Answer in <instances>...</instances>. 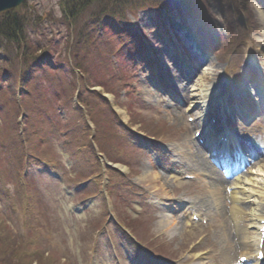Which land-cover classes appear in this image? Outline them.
<instances>
[{
  "label": "rangeland",
  "instance_id": "rangeland-1",
  "mask_svg": "<svg viewBox=\"0 0 264 264\" xmlns=\"http://www.w3.org/2000/svg\"><path fill=\"white\" fill-rule=\"evenodd\" d=\"M59 0H28V11L31 12H38L42 16L37 18V16H31L32 22L34 26L38 25V30L41 34H43L42 38L46 41V39H52V42H47L49 44L55 45L52 46V52L57 53L59 51H63L65 49V36L68 32V27L67 25L63 24L61 21L59 23L58 18H61L60 16V8H59ZM215 1H220V0H215ZM213 1V3L216 4V2ZM256 5V0H252L251 6L253 4ZM227 6V5H226ZM176 5H171L169 7L170 12L175 13L178 15L177 21L182 22L183 19L185 20L186 18L183 16V14L179 13L176 11ZM215 9V8H214ZM179 13V14H178ZM223 14V17H225L224 12L222 10H217L216 13L217 15ZM144 14L146 12H141L138 21L141 23H145L147 17L145 18ZM147 16V15H146ZM256 17V24H258V27L256 29H253V34L251 35V42L247 45V53H246V59L244 63L246 62V65H250L251 67V62H253L254 65L258 67V65L263 67L264 70V35H262V30L264 29V22L262 23L260 18H257V15L255 14ZM219 18V27L221 33L224 31V19H220V16L217 17ZM190 20V19H189ZM191 21V20H190ZM187 25L190 27V24L193 23L196 26L199 24L196 21H191L189 22L187 19L185 21ZM199 32L200 34H196L198 40L199 39H206L205 35L202 34V31L199 28L195 29V32ZM150 35H155V34H150ZM178 35H172L171 38L166 41V39H160V41L163 42V45L156 43V49L150 53V50L147 49V52L150 54H146L147 57H155L159 58V60L163 63L162 65L158 64L157 68L162 69V72H164V69L170 70V74L172 73V64L171 60H169V57L166 55V50L165 47L166 45H182L184 43V39L182 35L179 34V38L177 39ZM168 37V36H167ZM147 43V41H145ZM64 45V46H63ZM185 47V46H184ZM181 49V48H180ZM178 49V50H180ZM179 53V51H177ZM213 53V52H211ZM146 57V58H147ZM145 59V58H143ZM142 59L138 58V56L135 57V72L132 74L131 78H134L135 82L134 85L143 92V89H146V92L144 93L146 97L149 99V96L152 97L153 100V110L151 109H142V108H131L126 104L128 103L126 96L122 94V96L119 99L114 100L112 97V102L115 101V103H118V109L120 111L116 112H121L126 116L128 119L129 117L131 119H134L139 122H143L146 124V128L148 132H153L154 128L157 130H160L163 132V138L164 141H169L167 143L161 144L156 141H152L149 137L146 135L138 137V141L143 142L144 144L151 145V148H154L155 150L153 153H157V150L159 152L158 156L161 154L165 153V151H170L174 153V150L176 148V145L180 143L182 140H185L184 138V133L186 130L184 129V123L188 124V121L181 119L179 114L177 113L176 110H173L175 113V116L173 113L170 112L169 107H167L166 104H164V101H160L158 104H155V97L153 93H149L147 91V85L148 83L145 82V78L150 74V69L146 66V63H140L138 64ZM159 62V61H158ZM138 64V65H137ZM196 64V63H195ZM218 68L217 72H214ZM223 68L224 64L216 61L215 57L213 58V63L210 61L209 64L202 69V71L199 73L198 77L193 76L194 81V89L192 87H187L191 84L185 83L187 89L185 91H180L181 94L183 95H188V94H194V97L198 99V101H207V98L211 94V89L213 88L212 83H206L203 81L202 77L205 73L209 74H219V77L221 79L222 87L221 92L223 93L224 86H225V77L223 75ZM253 69V68H252ZM253 75V73H251ZM264 75V72H263ZM147 83V85H146ZM149 86V85H148ZM178 89L180 88L179 86ZM148 92V93H147ZM143 94V93H142ZM145 97V98H146ZM146 98V99H147ZM160 100V99H159ZM194 104V103H193ZM120 105V106H119ZM177 116V117H176ZM129 118V119H130ZM261 116L259 114L253 115V117H250L245 121V126H246V131H244L241 136L243 137H256L258 134V130L260 129L257 125L258 123H261L260 121ZM140 127V125H138ZM181 127V128H180ZM242 125L238 124V130H241ZM58 149L61 153L60 158H62V163L64 165H67L68 168L70 166V172H67L64 174V181L65 183H58V185L55 184L52 180H49L48 177L44 178L42 187L44 192L47 194V200L50 202V204L53 206L54 210V216L59 224L60 231L57 234H54L56 237V240L60 242L63 252L67 254L68 257H70V261L74 264L72 260H74L78 264H113L114 260L111 255L110 249H109V243H106V241L109 239L110 234L116 230L119 231V229L116 228L114 224L109 225V229L104 232L101 231L98 233L99 229H96L93 226V223L97 221L100 218H97L100 216L101 208L103 207V204L100 206V202L103 200V197L100 198H91L89 200V210H86L83 212V214L77 215L73 213V210L71 208V203H76L80 201V204L85 203L88 199H84L86 196L80 195L78 197L72 196L71 198L68 197L67 195L63 194L62 186L67 185L68 181H70V185L74 187L75 189H80V184L77 183L78 181L74 180L72 177L75 176V173H73V166L75 165L76 161H79V158L76 160L72 158V155L67 152L66 148L64 150L61 149L60 145H57ZM159 148H162L160 150ZM63 152V153H62ZM156 155V157L159 159ZM80 162V161H79ZM159 165H162L159 162L156 164V170H160L164 172V167L160 169ZM263 170H264V161L261 163ZM260 165V166H261ZM163 166V165H162ZM132 170H134V175L135 177L132 178V182H135L140 188L146 189V191H151L150 187L147 185L148 181L144 177L145 174L148 172V170H151V173H153L152 168L149 167V158H143L142 163H139L137 167H131ZM262 169V168H261ZM167 174L170 176H174L171 171H167ZM71 175V177H70ZM252 180L250 179L249 185L246 187L244 192H248L250 194H254L257 191V177H251ZM264 180L263 178H260L259 182ZM154 182V180L150 181V183ZM67 183V184H66ZM127 183V182H126ZM188 183V182H186ZM52 184V185H51ZM119 184H125L124 182H120ZM57 187H56V186ZM83 187L90 185V182L82 184ZM81 185V186H82ZM179 185H186L185 181L180 180ZM260 187V184L258 185ZM82 188V187H81ZM166 191L163 192L164 194H170L172 192L176 193H183L189 190V187H183L181 189H175L171 187L170 182H167L166 186ZM60 191H59V190ZM80 189L79 191H81ZM118 194H117V199L116 201L118 202V208L120 210V213L122 214L123 218L130 219V218H135L137 217V214L135 213L136 209H141L140 203L134 198L130 197L131 195L129 189L126 187V185H120L118 187ZM255 190V191H254ZM78 191V192H79ZM122 193V197L120 196ZM78 194V193H77ZM200 194V193H199ZM79 195V194H78ZM187 195V194H185ZM188 196V195H187ZM126 197L123 201L122 198ZM146 198V196L142 197ZM264 201L262 200V203ZM11 204V203H9ZM12 205V204H11ZM104 207H107V204H104ZM148 209H150L151 213L154 212L155 210L151 206H147ZM258 206L254 207V210L252 212H255L258 210ZM4 211V209H2ZM139 219V218H138ZM146 219V218H142ZM148 220V219H147ZM248 221V220H247ZM15 226V229L18 231L20 230V222L16 224H12ZM244 226H247V223H244ZM138 232L140 231V228H137ZM161 229H164L162 225L159 224V221H154L152 224L151 228V233H155L156 231H159ZM150 232L145 235L144 237L150 236ZM139 234H142L141 232ZM98 236V241L97 240ZM122 245L124 246L127 239L122 236ZM181 242V240H180ZM121 251L123 253V256L126 260L127 259V250L123 249L121 247ZM180 251H177L176 254H178ZM239 253V252H238ZM92 254V255H91ZM237 255V252H235V256ZM113 260V262H111ZM18 263V262H17ZM210 264H212L210 262Z\"/></svg>",
  "mask_w": 264,
  "mask_h": 264
},
{
  "label": "bare ground",
  "instance_id": "bare-ground-1",
  "mask_svg": "<svg viewBox=\"0 0 264 264\" xmlns=\"http://www.w3.org/2000/svg\"><path fill=\"white\" fill-rule=\"evenodd\" d=\"M187 37H189V35H187ZM12 38H14V37H12ZM205 78L207 80L213 81V77H211V76H205ZM214 81L216 83H219V80L217 79V77L214 79ZM253 87L257 88V86H255V85H253ZM256 88H254V89L256 90ZM254 100L258 101L256 99H254ZM185 148H186L187 153H185V154L177 153V154H179V156L182 157V161L184 163L183 166L185 168H190V169L196 170L197 172L203 173L207 176V178L203 179V180L205 181L206 189L208 190L209 193H211V197L208 196V198H207V199H210V200H207L208 204L212 201V207L217 209V211H219V210L225 211V207L227 205V200H228V195L224 192V188H225V185L227 183L225 177L213 165L211 160L206 156L207 152H206L205 148L203 147V145H200V144H198V142L196 143L193 140H188L187 143L185 144ZM165 176H167V175H165ZM144 177L147 179L149 184H150V181H152L153 177H154V182L157 183L156 186H159V185H160V187L165 186L164 179L161 178L162 183H160L159 180H157L156 173H151V170H148V172L145 174ZM151 183H153V182H151ZM237 207H238L237 216L239 213L243 214L244 213V207L242 206V209L240 206H237ZM225 212H224V214H225ZM222 217H223V215H222ZM164 224H166L165 227L168 230H172V231L176 230L179 226L178 222L174 218H168L167 216H166V219L164 220V223L161 222V225H164ZM183 224H185V223H183ZM220 234H222L228 242L230 241L229 244L231 246L233 245L234 242L241 244L243 246L244 250H247V248L249 246H252V245L247 244L246 239L248 237L246 236V234L242 235L241 239H237V241L236 240L232 241L230 238V235H229V229L227 228L226 224L224 227H222V230L220 229Z\"/></svg>",
  "mask_w": 264,
  "mask_h": 264
},
{
  "label": "trees",
  "instance_id": "trees-1",
  "mask_svg": "<svg viewBox=\"0 0 264 264\" xmlns=\"http://www.w3.org/2000/svg\"><path fill=\"white\" fill-rule=\"evenodd\" d=\"M24 24L22 17L17 14V12H9L0 20V33L3 32L8 38L13 34H16V38L24 32ZM1 33V34H3ZM3 34V35H4ZM11 58L5 56L3 61L5 64H11ZM0 141H4V138L0 135ZM4 250L3 245L0 244V264H6L4 260V255L1 253Z\"/></svg>",
  "mask_w": 264,
  "mask_h": 264
},
{
  "label": "water",
  "instance_id": "water-1",
  "mask_svg": "<svg viewBox=\"0 0 264 264\" xmlns=\"http://www.w3.org/2000/svg\"><path fill=\"white\" fill-rule=\"evenodd\" d=\"M21 1L22 0H0V11L12 7Z\"/></svg>",
  "mask_w": 264,
  "mask_h": 264
},
{
  "label": "snow or ice",
  "instance_id": "snow-or-ice-1",
  "mask_svg": "<svg viewBox=\"0 0 264 264\" xmlns=\"http://www.w3.org/2000/svg\"><path fill=\"white\" fill-rule=\"evenodd\" d=\"M262 256H264V254H262Z\"/></svg>",
  "mask_w": 264,
  "mask_h": 264
}]
</instances>
